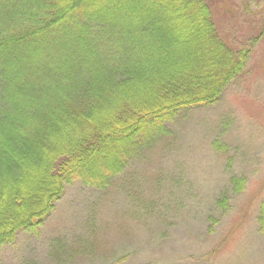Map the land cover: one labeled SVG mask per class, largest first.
Instances as JSON below:
<instances>
[{"label": "trees", "instance_id": "obj_1", "mask_svg": "<svg viewBox=\"0 0 264 264\" xmlns=\"http://www.w3.org/2000/svg\"><path fill=\"white\" fill-rule=\"evenodd\" d=\"M218 3L0 0V248L38 233L67 185L106 190L182 111L219 101L264 23L231 43Z\"/></svg>", "mask_w": 264, "mask_h": 264}, {"label": "rangeland", "instance_id": "obj_2", "mask_svg": "<svg viewBox=\"0 0 264 264\" xmlns=\"http://www.w3.org/2000/svg\"><path fill=\"white\" fill-rule=\"evenodd\" d=\"M218 1L224 39L259 32L264 0ZM168 126L106 190L67 185L38 233L1 246L0 264H264V35L217 103ZM232 176L245 179L238 193Z\"/></svg>", "mask_w": 264, "mask_h": 264}]
</instances>
